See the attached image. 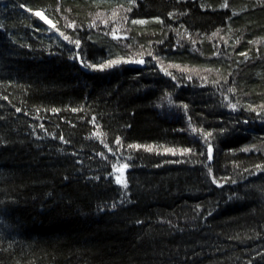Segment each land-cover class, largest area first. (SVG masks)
Here are the masks:
<instances>
[{"label":"trees","instance_id":"trees-1","mask_svg":"<svg viewBox=\"0 0 264 264\" xmlns=\"http://www.w3.org/2000/svg\"><path fill=\"white\" fill-rule=\"evenodd\" d=\"M0 264H264V0H0Z\"/></svg>","mask_w":264,"mask_h":264},{"label":"snow or ice","instance_id":"snow-or-ice-1","mask_svg":"<svg viewBox=\"0 0 264 264\" xmlns=\"http://www.w3.org/2000/svg\"><path fill=\"white\" fill-rule=\"evenodd\" d=\"M37 15H40V13H36ZM134 23H143V21H134ZM65 39H67V37H65ZM76 44L77 46L79 45V41H76ZM120 61H110L108 64L106 65H101L100 68L103 69L104 67H111L113 64H116V63H119ZM139 62H143V61H139ZM86 67H95L94 65H88V64H85ZM234 107V106H233ZM19 111V110H18ZM55 111V110H54ZM193 132H196L197 130L195 128L192 129ZM94 135H99V133H94ZM210 135V134H208ZM116 143L119 144L120 143V140L119 138H117L116 140ZM129 147L131 148H139L140 145H129ZM147 150L151 151L152 148L151 146H149L147 148ZM212 149L211 147H209V154L211 153ZM211 158V157H209ZM128 165L127 164H122L120 165V167L118 168L115 164L113 165V170L116 171V172H120V175L116 176L115 179H116V182L118 184H122L123 186H127L126 184V181L123 179V169H127Z\"/></svg>","mask_w":264,"mask_h":264},{"label":"water","instance_id":"water-1","mask_svg":"<svg viewBox=\"0 0 264 264\" xmlns=\"http://www.w3.org/2000/svg\"><path fill=\"white\" fill-rule=\"evenodd\" d=\"M77 61H78V64H79L80 68L85 69L84 65L82 64V62H81V60L79 58V56H77ZM141 61H143V60H141ZM140 64L142 66L143 65V62L142 63L140 62Z\"/></svg>","mask_w":264,"mask_h":264},{"label":"rangeland","instance_id":"rangeland-1","mask_svg":"<svg viewBox=\"0 0 264 264\" xmlns=\"http://www.w3.org/2000/svg\"><path fill=\"white\" fill-rule=\"evenodd\" d=\"M38 13H40V17H41V18H43L45 21H47V18L45 17L44 14H42L41 12H38Z\"/></svg>","mask_w":264,"mask_h":264},{"label":"bare ground","instance_id":"bare-ground-1","mask_svg":"<svg viewBox=\"0 0 264 264\" xmlns=\"http://www.w3.org/2000/svg\"><path fill=\"white\" fill-rule=\"evenodd\" d=\"M83 64V63H82ZM85 67V66H84ZM84 71H86L87 70V68H85V69H83Z\"/></svg>","mask_w":264,"mask_h":264}]
</instances>
